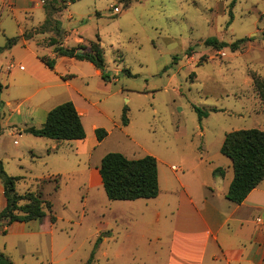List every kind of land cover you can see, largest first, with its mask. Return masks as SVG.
Here are the masks:
<instances>
[{
    "label": "rangeland",
    "instance_id": "1",
    "mask_svg": "<svg viewBox=\"0 0 264 264\" xmlns=\"http://www.w3.org/2000/svg\"><path fill=\"white\" fill-rule=\"evenodd\" d=\"M55 1L63 5L52 14L62 34L59 41L70 48L98 38L111 80L103 81L88 61L58 58L51 87L33 95L30 76H39L35 56L20 48L14 60L0 56V70L8 74L7 87L0 88L3 162L13 174L25 176L16 183L18 194L41 193L51 204V213L45 209V217L25 223L24 231H37L35 235L20 234L19 224L2 220L0 253L13 264H84L96 241L92 235L106 223L114 230L159 229L169 222L167 204L162 203L165 191L178 187L172 173L182 177L184 166L197 164L226 174L232 170L219 151L224 135L240 129L264 131V104L250 78L251 73L264 77V0H237L231 8V0H130L128 6L122 0ZM2 8L0 2V47L21 30L38 29L45 19L43 8L25 13L19 6L13 15ZM50 37H55L53 31L36 34L29 46L46 56L42 46ZM207 38L227 44L245 41L236 51H217L204 44ZM66 101L82 112L85 139L80 149L71 141L39 139L22 130L39 128L43 111ZM124 107L126 125L121 122ZM195 109L207 115L198 120ZM94 126L107 132L100 142ZM53 145L56 149H50ZM108 152L130 159L153 156L160 196L133 204L109 200L96 174ZM157 210L163 214L159 224L152 221ZM127 214L137 216V222L120 221ZM94 259L103 264L101 257Z\"/></svg>",
    "mask_w": 264,
    "mask_h": 264
},
{
    "label": "crops",
    "instance_id": "2",
    "mask_svg": "<svg viewBox=\"0 0 264 264\" xmlns=\"http://www.w3.org/2000/svg\"><path fill=\"white\" fill-rule=\"evenodd\" d=\"M39 1L0 0L3 7L1 11L9 9V12L14 14L15 7L19 6H23L22 9L25 13L42 10L43 7ZM26 2L32 3L33 6H26ZM22 33V30L19 31L18 36ZM31 39L33 40V38ZM31 39H19L10 49L0 52V56H8L10 60H14L16 48L35 56V60H37L34 67L38 69L39 76L36 77L34 73L30 76L34 82L33 95H35L47 91L51 87L54 81L52 72L57 66V59L64 57H57L54 69L49 70L38 60V54L36 55L30 48L29 41ZM35 45L39 46L37 40H35ZM42 47L48 50L46 56L54 57L52 47ZM12 67L14 66L12 65ZM19 69H23V67L19 66ZM96 72L99 75V71L96 70ZM5 76L7 77L8 74L0 70L2 86L8 85V80L4 79ZM43 103L42 99L38 105L41 106ZM50 109L47 108L43 111V120ZM76 110L82 117V112H79L77 108ZM27 127L30 126H24L22 130L24 131ZM92 128L94 130L95 126ZM83 140L71 142H74L72 144L77 145L80 149ZM46 142L50 143L51 141ZM14 144L17 145L18 142L14 141ZM56 147L57 145H53L50 146V149H56ZM2 155L4 154L0 153L2 168L8 175L25 177L22 174L16 175L10 172L3 162ZM20 155L15 154L14 157H20ZM184 168L185 173L182 171V174L184 173L182 177L177 176V173H172L178 187L171 186L167 189L165 191L167 192L166 199L162 201L167 204L169 222L162 224L155 231L135 227L114 230L106 223L102 230L96 231L92 235L97 239L101 233H107L105 236H101V243L94 258L101 257L103 264H264V178L240 204H235L225 198L233 177L232 171L226 174L223 171V175L219 176V179L218 176L212 174L215 167L204 168L202 165L195 164L191 167L184 166ZM96 174L100 182L97 169ZM160 191L159 188L158 195L153 199L160 196ZM138 200L140 199L121 202L133 204ZM5 205L6 199L0 183V211ZM154 214L155 217L152 221L159 224V219L163 214L160 210ZM137 219L134 214L120 217V221L132 225L137 222ZM16 223L19 224L17 232L20 234L35 235L37 233V231H24L25 223ZM94 242L93 239L91 244ZM93 264L99 263L94 259Z\"/></svg>",
    "mask_w": 264,
    "mask_h": 264
},
{
    "label": "trees",
    "instance_id": "3",
    "mask_svg": "<svg viewBox=\"0 0 264 264\" xmlns=\"http://www.w3.org/2000/svg\"><path fill=\"white\" fill-rule=\"evenodd\" d=\"M60 1L61 3L66 2V0ZM70 1L73 2L74 0ZM236 1L231 0L229 3L230 8L235 5ZM122 2L125 6H128L130 0H122ZM42 7L45 11L43 24L38 29L33 30V32H23L20 36L7 38L5 44L0 47V52L10 49L19 39L29 40L36 34H42L48 30L53 31L55 37H50L46 45L52 47L54 57L37 56L38 60L46 68L53 70L57 57L88 61L99 71V76L103 81H110L111 78L105 70L104 52L99 44V39L91 41L88 46L80 43L70 48L63 46V42L58 39V36L62 35L60 28L52 18V14L61 11L63 5L57 4L55 0H44ZM230 14L231 11L229 10ZM261 34L264 36V29ZM244 41L245 38H241L227 44L216 38H207L204 40V44L217 51L227 47L231 51H236ZM123 72L130 75L127 69H124ZM68 76L71 77V75ZM250 78L254 90L264 104V77L251 73ZM195 111L198 114V120L201 119L202 115H207V111L199 109H195ZM121 122L123 125L128 123L126 107L123 108ZM24 131L35 137L47 138L58 142L83 140L85 138L81 117L71 101L63 102L51 108L39 128L30 126ZM93 131L98 142L107 136V132L103 128H95ZM219 151L229 159L233 172L225 198L232 203L240 204L248 193L264 178V131L258 129L230 131L224 135ZM97 171L104 193L109 200L153 199L158 195L157 161L151 155L130 159L118 152H108L101 158ZM212 174L222 176L223 170L215 168ZM22 178L21 176L8 175L3 170L0 161V183L6 199V205L0 211V224L2 220H6L7 224L38 220L45 217V209L51 213V204L41 199V193L35 194L27 191L20 195L16 192V183ZM21 201L24 203L20 204ZM43 205H45V208ZM49 222L51 224L55 222L53 215H50ZM106 234L101 233L96 239L93 249L84 264H92L97 244L101 241V236ZM0 264H12V262L0 253Z\"/></svg>",
    "mask_w": 264,
    "mask_h": 264
},
{
    "label": "built area",
    "instance_id": "4",
    "mask_svg": "<svg viewBox=\"0 0 264 264\" xmlns=\"http://www.w3.org/2000/svg\"><path fill=\"white\" fill-rule=\"evenodd\" d=\"M39 3H40L41 5H43V4H44V0H40ZM171 170L174 171V172H176V171L178 170V168L175 167V166H171Z\"/></svg>",
    "mask_w": 264,
    "mask_h": 264
}]
</instances>
